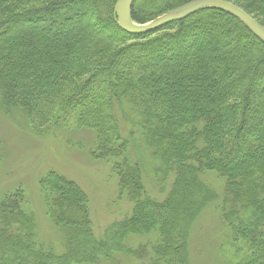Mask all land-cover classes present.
I'll return each mask as SVG.
<instances>
[{
  "label": "trees",
  "instance_id": "obj_1",
  "mask_svg": "<svg viewBox=\"0 0 264 264\" xmlns=\"http://www.w3.org/2000/svg\"><path fill=\"white\" fill-rule=\"evenodd\" d=\"M117 1L0 0L1 113L39 137L63 133L71 148L86 142L116 180L113 206L130 205L97 235L89 195L50 170L39 194L63 251L39 240L18 188L0 196V264H195L194 246L205 249L199 264H264V44L213 9L131 35ZM190 1L136 0L132 19ZM225 1L264 27V0ZM210 215L216 233L201 224Z\"/></svg>",
  "mask_w": 264,
  "mask_h": 264
},
{
  "label": "rangeland",
  "instance_id": "obj_2",
  "mask_svg": "<svg viewBox=\"0 0 264 264\" xmlns=\"http://www.w3.org/2000/svg\"><path fill=\"white\" fill-rule=\"evenodd\" d=\"M11 116L15 120L4 116L0 111V141L4 155V160L0 164V196L18 188L23 189L30 201V207L36 214L40 241L53 244L55 252H58V248H61L59 252L63 251V247L59 245L58 236L60 235L46 216L45 207L39 194V181L50 170L75 181L89 195L91 219L97 235L110 222L120 219L124 216V212L129 211L130 205L127 202H116L113 206L116 180L104 162L91 158L90 149L86 142L76 144V147L71 148L67 143L68 141L72 142V140H65L63 133L56 132L49 137H39L24 126V119L20 114H12ZM18 116L20 117L18 118ZM123 125L125 126V134H127L130 127L128 124L126 126L125 122ZM80 133L88 132L80 131ZM133 142L131 155L133 158L136 157L135 160H140L143 146L141 148L137 133L133 137ZM143 175L147 189L156 193L148 172L144 171ZM214 184H218V181H215ZM201 224H204L203 227L211 224L215 233L218 231L217 218L212 220L211 215L207 218L204 217ZM218 238L220 241L222 240L221 234L216 239ZM217 242L218 240L213 242L210 252L211 249L215 250L220 244ZM137 243L136 237L130 238L127 242L131 246ZM224 254L228 257L229 250L226 249ZM204 256L205 249H196L194 246L192 257L194 263L199 264ZM119 262L121 264H145L126 256H119Z\"/></svg>",
  "mask_w": 264,
  "mask_h": 264
},
{
  "label": "water",
  "instance_id": "obj_3",
  "mask_svg": "<svg viewBox=\"0 0 264 264\" xmlns=\"http://www.w3.org/2000/svg\"><path fill=\"white\" fill-rule=\"evenodd\" d=\"M136 0H118L114 7L118 27L131 35H146L173 24L206 9L226 12L238 19L259 41L264 44V27L247 12L225 0H192L170 10L145 24H137L132 19V6Z\"/></svg>",
  "mask_w": 264,
  "mask_h": 264
}]
</instances>
